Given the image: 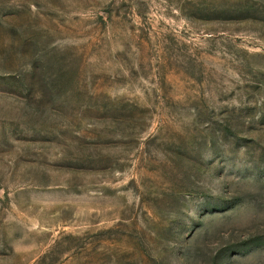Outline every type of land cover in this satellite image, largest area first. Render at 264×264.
<instances>
[{
  "label": "rangeland",
  "instance_id": "rangeland-1",
  "mask_svg": "<svg viewBox=\"0 0 264 264\" xmlns=\"http://www.w3.org/2000/svg\"><path fill=\"white\" fill-rule=\"evenodd\" d=\"M0 264H264V0H0Z\"/></svg>",
  "mask_w": 264,
  "mask_h": 264
}]
</instances>
